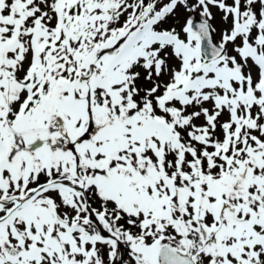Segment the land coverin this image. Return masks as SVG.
I'll return each mask as SVG.
<instances>
[{"label":"snow or ice","instance_id":"1","mask_svg":"<svg viewBox=\"0 0 264 264\" xmlns=\"http://www.w3.org/2000/svg\"><path fill=\"white\" fill-rule=\"evenodd\" d=\"M0 264H264V0H0Z\"/></svg>","mask_w":264,"mask_h":264},{"label":"rangeland","instance_id":"2","mask_svg":"<svg viewBox=\"0 0 264 264\" xmlns=\"http://www.w3.org/2000/svg\"><path fill=\"white\" fill-rule=\"evenodd\" d=\"M87 135V134H86Z\"/></svg>","mask_w":264,"mask_h":264}]
</instances>
